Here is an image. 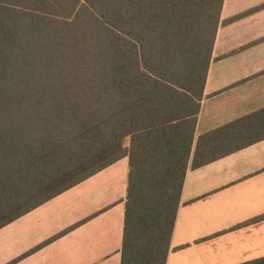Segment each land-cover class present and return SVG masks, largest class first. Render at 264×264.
<instances>
[{
  "label": "trees",
  "instance_id": "16d2710c",
  "mask_svg": "<svg viewBox=\"0 0 264 264\" xmlns=\"http://www.w3.org/2000/svg\"><path fill=\"white\" fill-rule=\"evenodd\" d=\"M224 2L0 0V229L128 157L122 264H166L191 157L264 138L193 147Z\"/></svg>",
  "mask_w": 264,
  "mask_h": 264
},
{
  "label": "crops",
  "instance_id": "0c3cea01",
  "mask_svg": "<svg viewBox=\"0 0 264 264\" xmlns=\"http://www.w3.org/2000/svg\"><path fill=\"white\" fill-rule=\"evenodd\" d=\"M193 147L264 134V0H225ZM218 130V131H217ZM209 143V141L207 142ZM204 144V142H203ZM187 170L166 264L264 257V138ZM125 157L0 229V264H122Z\"/></svg>",
  "mask_w": 264,
  "mask_h": 264
}]
</instances>
